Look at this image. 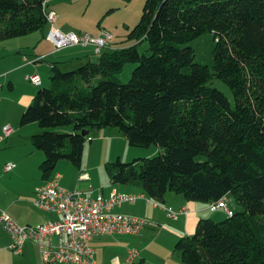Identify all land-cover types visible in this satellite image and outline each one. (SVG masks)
Wrapping results in <instances>:
<instances>
[{
    "label": "trees",
    "instance_id": "obj_1",
    "mask_svg": "<svg viewBox=\"0 0 264 264\" xmlns=\"http://www.w3.org/2000/svg\"><path fill=\"white\" fill-rule=\"evenodd\" d=\"M46 1L0 0V41L47 28ZM206 33L216 43L212 68L189 46ZM145 42L150 55L139 52ZM126 43L71 71L52 64L50 85L20 120L41 129L32 144L44 153L42 179L61 161L81 171L91 133L117 129L130 146L161 153L107 164L113 185L156 202L168 193L203 204L233 196L243 209L200 220L175 246L184 264H264V0H146ZM127 64L136 68L123 84ZM214 79L230 87L234 107Z\"/></svg>",
    "mask_w": 264,
    "mask_h": 264
},
{
    "label": "crops",
    "instance_id": "obj_2",
    "mask_svg": "<svg viewBox=\"0 0 264 264\" xmlns=\"http://www.w3.org/2000/svg\"><path fill=\"white\" fill-rule=\"evenodd\" d=\"M75 2L74 0L48 1V9L58 14L55 26L64 33L71 32L68 14L71 13L70 8ZM50 29L51 25H48L43 31L30 36L0 41V113L4 105L5 112L9 114L5 121L0 123V136L4 126L10 125L13 128L12 135L4 142H0V213L7 212L20 226L35 227L61 219L59 215L46 213L35 205L36 188L45 183L40 172V165L45 157L42 151L34 148L32 138L39 134L41 129L37 124L27 126L20 124L22 114L31 105L40 87L28 82L27 76L38 75L42 81L41 86H47L50 83L53 63H59L61 67L76 60L75 56L82 54L80 51L76 55L78 51H74L73 48L57 51L53 43L48 40ZM114 40L115 38L112 37L106 50L112 51L124 47V45H114ZM131 45L133 43H127L125 46ZM96 56L98 55L92 57ZM89 59L91 57L77 60L87 62ZM7 165L13 166L12 171L6 172ZM58 166L54 174L61 175V172L74 174L71 181L64 182L63 188L77 190L73 188V185L78 184L70 164L63 163ZM90 166L83 160L81 171L77 168L80 172L79 182H86L80 179L82 174H88L90 180L93 178L95 168ZM100 169L98 166V170ZM61 177L60 186L64 180L62 175ZM95 186L86 191L94 198L108 197L112 191L127 195L141 192L135 186L113 185L111 181L110 183L106 181L102 187H98L97 184ZM160 203L176 212L187 208L189 214L180 215L176 220L169 219L165 211L148 205L143 200L115 208L114 214L145 219L151 224L137 237L101 236L94 239L91 246L96 251V263L124 264L128 251L137 250L140 252L137 264H184L180 260L181 256L175 251V246L181 238L195 234L200 220L209 218L208 204L190 202L183 196L173 193H168L165 200ZM223 215L226 216L224 212ZM54 241L58 243V238ZM11 244V237L0 228V264H40V250L36 244L27 242L21 254L10 250Z\"/></svg>",
    "mask_w": 264,
    "mask_h": 264
},
{
    "label": "built area",
    "instance_id": "obj_3",
    "mask_svg": "<svg viewBox=\"0 0 264 264\" xmlns=\"http://www.w3.org/2000/svg\"><path fill=\"white\" fill-rule=\"evenodd\" d=\"M44 4L51 29L48 34L57 51L73 47H92L96 55H100L108 46L112 36L102 32L99 36L87 33H64L55 26L58 14ZM27 81L35 86H41L38 75L27 76ZM13 133L10 125L3 127L0 142H4ZM13 166L7 165L6 172L12 171ZM62 177L54 174L51 179L36 188L35 205L42 211L57 214L58 221L46 222L38 226H20L7 212L0 213V228L12 240L10 250L21 254L27 242L36 244L40 250V264H97L96 251L91 246L94 239L101 236H132L137 237L150 226V222L131 216L114 214L117 207L124 204H135L138 200L145 201L166 212L169 219L176 220L180 215H188L189 210L183 208L180 212L166 208L160 202L153 201L145 194H120L112 191L108 197H92L90 192L66 190L60 186ZM82 181H89L88 174H82ZM211 212L223 211L227 217L233 216V210L228 200L208 204ZM58 238V243L54 239ZM140 257L137 250H129L124 264H136Z\"/></svg>",
    "mask_w": 264,
    "mask_h": 264
},
{
    "label": "rangeland",
    "instance_id": "obj_4",
    "mask_svg": "<svg viewBox=\"0 0 264 264\" xmlns=\"http://www.w3.org/2000/svg\"><path fill=\"white\" fill-rule=\"evenodd\" d=\"M75 4L70 8L68 15L69 19V33H87L93 36L103 32L109 33L115 38L113 44L127 45L129 33L136 27L140 22L146 0H74ZM191 46L195 51V62L200 65L208 66L210 68L214 65V49L216 43L214 37L210 33H206L201 37L192 41ZM123 47V46H122ZM121 47V48H122ZM86 48L87 50H85ZM139 52L146 55H150L148 43L145 42L139 47ZM74 51H78L81 56H75L76 60L68 62L67 65L61 66L63 71H71L79 68L85 62H80L77 59L89 58L97 59L92 57L95 55L94 48L89 47H73ZM148 50V51H147ZM90 52V53H89ZM65 54V53H63ZM66 53L65 55H68ZM70 55V54H69ZM136 68L134 64H127L121 74L118 75V79L121 83L126 84L130 81L133 71ZM40 86V90L43 87ZM210 86L218 89L226 95L232 106H235V100L230 87L219 79H214ZM38 90V91H39ZM38 93V92H37ZM5 106L3 105L0 113V123L5 121V118L9 116L5 112ZM5 114V116H4ZM58 131L70 133L71 128H61ZM90 139L86 143L84 149L83 160H85L90 167L95 168L93 178L86 182H79L80 172L78 169L68 161H61L59 164L67 163L70 164L71 170L76 174L75 179L78 185H73V188H77L78 191L86 192L90 188L94 187L95 184L98 187H102L103 184L108 181L110 183V176L107 164H112L120 160L122 163H131L135 160L154 158L161 153V148L157 146H151L149 148H137L129 145L128 141L122 133L117 129H105L102 131H95L91 133ZM93 141V143H91ZM99 141V142H98ZM58 164V165H59ZM98 166L101 168L98 170ZM59 167V166H58ZM57 167V170H58ZM64 177L62 181V188L64 187L65 181H71L73 178L72 172L62 173ZM89 176V175H88ZM90 178V177H89ZM95 183V184H94ZM96 187V186H95ZM229 206L232 210L240 212L243 211L242 207L238 205L233 196L227 197ZM35 202V201H34ZM209 218L214 221H221L220 219H226L223 212H211L209 211ZM165 240V239H164ZM96 260V259H95ZM181 260V259H180Z\"/></svg>",
    "mask_w": 264,
    "mask_h": 264
},
{
    "label": "water",
    "instance_id": "obj_5",
    "mask_svg": "<svg viewBox=\"0 0 264 264\" xmlns=\"http://www.w3.org/2000/svg\"><path fill=\"white\" fill-rule=\"evenodd\" d=\"M82 135L86 137L88 135V133L87 132H83Z\"/></svg>",
    "mask_w": 264,
    "mask_h": 264
}]
</instances>
